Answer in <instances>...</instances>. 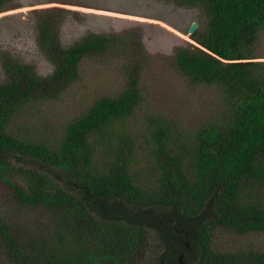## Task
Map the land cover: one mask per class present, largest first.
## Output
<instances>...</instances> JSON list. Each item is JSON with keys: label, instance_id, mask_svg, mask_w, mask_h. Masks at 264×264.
<instances>
[{"label": "trees", "instance_id": "16d2710c", "mask_svg": "<svg viewBox=\"0 0 264 264\" xmlns=\"http://www.w3.org/2000/svg\"><path fill=\"white\" fill-rule=\"evenodd\" d=\"M14 1L0 0V13ZM164 1L203 9L207 26L191 35L202 47L181 39L175 64L192 84L219 86L227 104L191 140L172 136L168 124L155 128L151 176L134 173L135 141L124 128L142 103L148 63L136 31L90 32L64 45L61 25L74 11L46 7L33 10V38L51 70L42 73L19 55L1 53L0 183L15 204L41 209L48 220L30 227L18 211H0V264H144L176 225L178 252L190 264H264V249L213 246L219 228L264 232V204L244 197L264 188V60H257L263 56L256 47L264 0ZM130 47L137 57L129 63L137 61L125 69V88L96 99L61 127V137L38 141L15 130L18 118L80 80L84 59Z\"/></svg>", "mask_w": 264, "mask_h": 264}, {"label": "rangeland", "instance_id": "374dc122", "mask_svg": "<svg viewBox=\"0 0 264 264\" xmlns=\"http://www.w3.org/2000/svg\"><path fill=\"white\" fill-rule=\"evenodd\" d=\"M53 6L74 11L66 15L61 25L64 45L73 44L90 32L124 35L136 31L144 42L147 52L140 58H148V63L141 80L143 100L124 125L135 141L132 157L135 174L152 175L155 168L152 133L160 124L170 125L172 136L179 133L191 140L192 133L202 124L223 115L227 104L223 90L217 85L192 84L174 60L176 45L183 43L181 39L191 41L186 33L194 22L198 24L197 30H205L207 18L202 8L178 6L164 0H15L13 9L0 13V57L8 51L36 64L42 73L51 70L33 38L36 26L33 10ZM256 47L258 56H263L257 60H264V33ZM132 50V47L121 50L113 57L107 54L103 58L84 59L80 80L59 99L43 102L29 116L18 118L15 130L38 141L61 137V127L96 99L117 95L125 88V69H131L137 61L129 63L137 57L131 55ZM3 79L1 63L0 82ZM10 193L9 187L0 183V211H18L25 226L41 228L48 220L47 212L15 204ZM244 197L264 204V188L247 190ZM156 243L152 240L150 245ZM213 246L223 251L249 246L264 249V232L239 235L219 228L214 232Z\"/></svg>", "mask_w": 264, "mask_h": 264}, {"label": "flooded vegetation", "instance_id": "af4514ba", "mask_svg": "<svg viewBox=\"0 0 264 264\" xmlns=\"http://www.w3.org/2000/svg\"><path fill=\"white\" fill-rule=\"evenodd\" d=\"M166 233H170V235H163L160 241L161 245L157 247L156 252L149 254L144 264H190L184 258V252H178V225L168 228ZM167 236L168 239H166Z\"/></svg>", "mask_w": 264, "mask_h": 264}, {"label": "water", "instance_id": "95a60500", "mask_svg": "<svg viewBox=\"0 0 264 264\" xmlns=\"http://www.w3.org/2000/svg\"><path fill=\"white\" fill-rule=\"evenodd\" d=\"M197 27H198V24L194 22V23L191 25L190 29H189V33H190V34L195 33L196 30H197Z\"/></svg>", "mask_w": 264, "mask_h": 264}, {"label": "clouds", "instance_id": "9594fccd", "mask_svg": "<svg viewBox=\"0 0 264 264\" xmlns=\"http://www.w3.org/2000/svg\"><path fill=\"white\" fill-rule=\"evenodd\" d=\"M198 28V27H197ZM177 30V29H176ZM197 31V30H196ZM188 36H189V39H191V41H192V43H194V44H196V45H198V46H201L200 44H198L196 41H194L192 38H191V35L192 34H190L189 32L188 33H186ZM194 34V33H193ZM185 40V39H184ZM188 41V40H187ZM191 41H189V42H191ZM202 47V46H201Z\"/></svg>", "mask_w": 264, "mask_h": 264}]
</instances>
